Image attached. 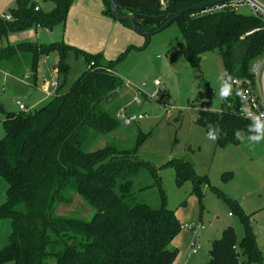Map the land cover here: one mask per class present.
<instances>
[{"label":"trees","instance_id":"trees-1","mask_svg":"<svg viewBox=\"0 0 264 264\" xmlns=\"http://www.w3.org/2000/svg\"><path fill=\"white\" fill-rule=\"evenodd\" d=\"M74 1L16 0L2 13L10 19L0 16V70L10 77L30 74L34 80L30 86L35 88L38 62L51 51L58 55V79H65L68 72L67 52L81 55L86 65L67 89H62L64 80L59 83L57 79L56 92L38 108L32 110L22 103L27 110L8 112L0 107L4 115L0 178L6 183L0 219L8 218L11 223L9 241L0 250V264H173L178 249L171 247V241L182 228L175 212L164 201L159 208L135 202L132 178L141 169H149L155 184L160 183L156 168L137 157L147 134L138 131L129 146L114 142L92 148L94 140L98 142L104 134L115 135L119 129L116 112L104 101L120 82L114 72L116 61L64 41L46 47L7 42L12 33L64 26ZM103 1V14L112 16L108 0ZM202 1L211 0H171L154 11L119 7L121 14L133 18L136 14L161 15L163 23L173 12ZM40 3L52 6L45 10ZM175 21L182 55L191 66L199 67L202 52L217 49L224 78L254 81L251 62L264 53V19L259 12L243 14L226 5L189 12ZM122 24L131 26L127 21ZM139 24L146 30L157 28ZM146 43L145 38L144 46ZM23 58L28 59L25 68ZM199 99L195 98L196 105ZM236 104L233 94L222 98L219 111L203 108L204 102H200L195 123L207 135L210 126L218 130L214 140L218 148L239 144L240 132H255L249 129V120L233 111ZM166 164L173 168L178 185L192 182V192L200 199L205 179L195 175L192 163L172 159ZM213 189L228 205L229 213L238 217L243 235L238 239L232 226L223 229L220 237L212 240L204 264H264L249 215L238 202Z\"/></svg>","mask_w":264,"mask_h":264},{"label":"rangeland","instance_id":"rangeland-1","mask_svg":"<svg viewBox=\"0 0 264 264\" xmlns=\"http://www.w3.org/2000/svg\"><path fill=\"white\" fill-rule=\"evenodd\" d=\"M15 1L0 0V15L13 7ZM85 1V9L93 13L96 8L95 0ZM97 1L102 5L103 14L105 3L103 0ZM256 1L264 6V0ZM137 2L128 8L154 11L165 7L170 0ZM40 6L48 10L52 4L40 3ZM256 8L251 7L248 1H242L235 7L243 14H253L257 11ZM134 18L147 27H158L164 19L157 14H136ZM90 19L91 21L77 19L75 14L71 16L69 34L67 36L66 33V37L72 34V42L64 38L67 22L64 26L56 24L51 30L50 27H38L24 30L22 35L12 33L8 36V42L15 44L26 41L46 47L64 41L89 53L101 52L105 60L116 61L114 72L120 82L114 99L107 106L114 112L126 107L127 111L141 112L146 116L129 126L120 123L115 135H102L98 142L93 141V144L97 143L95 146L92 144V148L114 142L129 146L138 131L147 134L138 149L137 157L156 168L160 183L155 184L149 169H141L132 178L136 191L135 202L159 208L164 201L165 206L175 212L182 226L172 240L178 248L176 264H204L208 260L212 240L219 238L222 230L228 226L234 228L238 239L243 235L238 217L228 214V205L213 188L238 202L244 213L249 215L257 246L264 257V140L252 143L248 136L255 135V132H240L239 144L217 148L214 140L209 139L204 129L195 123L198 110L202 108L201 100L204 102L203 108L211 111L221 109L219 87L224 79V68L218 50L202 52L199 67H194L182 55L179 46L182 38L176 21L153 34L144 46L145 37L136 34L131 26L122 24L115 17L108 16V22L100 21L97 28L94 27V18ZM119 27L127 30L128 34L121 32ZM111 38L125 44L116 49L119 43L116 46ZM97 39L100 43H97ZM90 42L93 43L84 47L85 43ZM57 60L55 51L41 56L35 88L30 86L34 81L30 74L26 78H13L0 70V107L8 112H18L20 109L17 102L25 103L32 110L44 105L56 92L51 82L58 79L55 72ZM21 62L22 68L28 65L26 58ZM66 62L69 66L66 77L58 79L59 83L64 80L62 89H67L86 67L83 57L73 51L67 52ZM255 64L259 67L256 83L260 86L264 53L251 62V70ZM156 80L159 85L154 84ZM197 96L200 98L199 105L194 103ZM135 97L142 103L135 104ZM3 117L0 110V138L3 136ZM172 159L191 162L195 175L205 179L201 184L200 199L192 192L190 180L179 185L176 183L173 168L166 164ZM192 239L199 248L196 253L191 251Z\"/></svg>","mask_w":264,"mask_h":264},{"label":"built area","instance_id":"built-area-1","mask_svg":"<svg viewBox=\"0 0 264 264\" xmlns=\"http://www.w3.org/2000/svg\"><path fill=\"white\" fill-rule=\"evenodd\" d=\"M37 1V0H35ZM242 1H248V0H242ZM241 0H231L228 1V4H218L213 7L216 8H222L226 5L236 7L238 3L242 2ZM248 4L251 5V7L254 8V4L250 1H248ZM207 8L204 11L210 10L211 8ZM256 7V6H255ZM37 9V7L35 8ZM263 19H264V12L256 8ZM202 11V12H204ZM254 12V13H255ZM4 19L9 20L10 15H2ZM251 31L247 32V34H250ZM92 64V63H91ZM91 64H89L87 67L90 68ZM99 69H104L105 71L112 72L109 68H103V67H97ZM252 73L254 74V81H252L249 78H238L234 77L232 82L233 87V96L236 99V106L233 108V111L239 115L240 117L245 118L246 120H249L252 123V120L255 119L257 116H260L261 114H264V71L262 70L260 73V81L261 85L258 86L256 83V80L259 75V67L257 64L253 65ZM155 85H159V82L156 80L154 81ZM51 86L56 89L58 86L57 80H54L51 82ZM133 102L135 104H141V100L138 97H135L133 99ZM19 109L21 110H27L26 106L22 103L17 102ZM146 115L141 112H131L127 111L126 107L120 108L118 111H116V118L119 119L120 123L123 126H129L136 121L144 118ZM230 214V213H229ZM189 228H192L190 226ZM191 248L192 252H196L198 249V245L192 241L191 242Z\"/></svg>","mask_w":264,"mask_h":264},{"label":"crops","instance_id":"crops-1","mask_svg":"<svg viewBox=\"0 0 264 264\" xmlns=\"http://www.w3.org/2000/svg\"><path fill=\"white\" fill-rule=\"evenodd\" d=\"M116 3L120 6V7H123V8H128V7H132L134 5H136L139 1V0H115ZM171 1V0H170ZM85 0H75L74 3L72 4L71 8L69 9V12L67 14V18H66V22H67V25L65 27V33H64V38L66 41H69V42H72L74 39H73V36L72 34L70 35V37H66V33H67V36L69 34V27H70V18L72 15L75 14V16L77 17V19H87L88 21H91L90 18H94V21L96 22L94 24V27L97 28L99 25H100V21H105V22H108L107 20L108 19V16L107 15H103L102 14V5L101 3H99V1L95 0V5H96V8L95 10L93 9V13L88 10V9H85L86 8V4H85ZM3 13V12H2ZM2 15V14H1ZM0 15V16H1ZM65 22V24H66ZM116 26V25H115ZM119 30L123 33H127L128 34V31L124 30L122 27H119ZM67 31V32H66ZM24 31L22 32H18V34L16 35H22ZM89 33V32H88ZM130 39V37H129ZM110 40L113 41V43L117 46L118 43H119V40L118 39H114V38H111ZM65 41V42H66ZM7 42H8V39H7ZM21 42H24V41H21ZM94 42V41H93ZM93 42H90V43H85V46L87 48V45H90L91 43ZM100 43V40L97 39V43ZM9 43V42H8ZM69 44V43H68ZM125 44V42H121L119 43V46L116 48V49H120L123 45ZM104 46V44L102 45ZM80 49V48H79ZM83 50V49H82ZM96 53V52H95ZM102 54V53H101ZM4 71V70H2ZM6 72V71H5ZM8 73V72H7ZM9 75V74H8ZM10 76V75H9ZM25 104V103H24ZM26 105V104H25ZM216 146V145H215ZM229 146H232V145H227L223 148H228ZM218 148V147H217ZM5 188H6V183L5 181L0 178V204L4 201V198H5ZM4 191V193H3ZM4 195H3V194ZM229 214V213H228ZM182 229V228H181ZM10 232H11V223H10V220L8 218H4V219H0V250L2 248H4L8 241H9V235H10ZM195 240L192 239L190 241V246H191V242ZM196 243V242H195ZM176 243L174 241H171V247H175L177 248L176 246ZM178 249V248H177ZM199 249V248H198ZM197 249V251H198ZM191 251H192V248H191ZM196 251V252H197ZM196 252H192V253H196ZM177 260H175L173 262V264H176Z\"/></svg>","mask_w":264,"mask_h":264},{"label":"water","instance_id":"water-1","mask_svg":"<svg viewBox=\"0 0 264 264\" xmlns=\"http://www.w3.org/2000/svg\"><path fill=\"white\" fill-rule=\"evenodd\" d=\"M227 1H231V0L202 1L199 3L193 4V5L181 8V9L173 12L163 23H161V25H159L154 30H146V29L142 28L140 26V24L130 15L121 14L120 13V7L116 3L115 0H108V2L110 4V10H111L112 16L121 22H125V21L129 22L132 29L134 30V32L138 35L145 37L147 39V41L150 40V38L153 34L164 29L165 27H167L169 24H171L173 21H175L180 16L187 14L189 12H193V11L201 12V11L206 10L207 8L213 7V6L218 5V4H222V3L227 2ZM248 1L252 2L259 10L264 12V6L261 5L260 3H258L256 0H248ZM50 30H51V28H50ZM115 95H116L115 92H112L109 95H107L105 97V100H104L105 103L111 102L114 99Z\"/></svg>","mask_w":264,"mask_h":264},{"label":"clouds","instance_id":"clouds-1","mask_svg":"<svg viewBox=\"0 0 264 264\" xmlns=\"http://www.w3.org/2000/svg\"><path fill=\"white\" fill-rule=\"evenodd\" d=\"M233 94V87L231 82V77H226L222 79L220 87H219V96L223 99H227L229 96ZM250 130L255 131V135H249L248 140L252 143H259L264 140V114L257 116L252 120V123L249 126ZM218 134L217 129L209 128L208 138L211 140H215ZM239 138V137H238Z\"/></svg>","mask_w":264,"mask_h":264}]
</instances>
